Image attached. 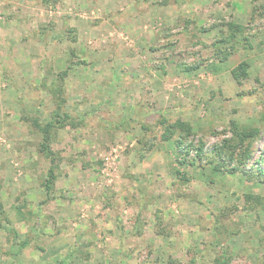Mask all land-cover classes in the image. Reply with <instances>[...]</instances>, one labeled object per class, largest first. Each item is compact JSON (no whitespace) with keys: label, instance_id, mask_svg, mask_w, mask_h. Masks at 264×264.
Returning a JSON list of instances; mask_svg holds the SVG:
<instances>
[{"label":"rangeland","instance_id":"obj_1","mask_svg":"<svg viewBox=\"0 0 264 264\" xmlns=\"http://www.w3.org/2000/svg\"><path fill=\"white\" fill-rule=\"evenodd\" d=\"M59 81L70 117L44 156L21 116L48 120ZM231 121L259 127L264 167V0H0V264H262L264 186L195 154Z\"/></svg>","mask_w":264,"mask_h":264},{"label":"trees","instance_id":"obj_2","mask_svg":"<svg viewBox=\"0 0 264 264\" xmlns=\"http://www.w3.org/2000/svg\"><path fill=\"white\" fill-rule=\"evenodd\" d=\"M228 27L232 30V34L229 35L228 38H223L217 40L214 45L217 46L219 44L222 50L217 49V51L221 54L219 56L220 61H224L228 58L230 54H232L233 46H225L227 42L230 40L235 42L236 32L241 31L242 27L239 24H235L230 22ZM229 50V51H228ZM217 52V53H218ZM216 53V52H215ZM187 71L192 70L195 67H186ZM66 75V71H63ZM247 74V63L245 61L240 62L235 68L231 70V75L233 79H241L245 77ZM61 81L64 78H60ZM56 88L51 90V100L54 103L55 107L50 111V118L46 121H42L41 118L37 115L35 116H28L22 115L23 121L30 122V125L33 126V130L41 136V141L38 145V151L41 152L44 156H48L51 154V150L49 149L50 142L53 138H55L56 130L64 126V122L66 119H69L70 114L68 111L64 110L66 107L65 98L62 97V83L59 81L58 83L54 84ZM56 100V102H54ZM176 127L179 131L184 132L185 134L190 133L189 125L177 121L172 125L166 127L165 131L162 134L163 141H169L173 138V134L176 131ZM56 128V129H55ZM230 132L231 136L222 139L220 142L212 144L209 151L206 153L204 151V143H199L196 147V157L199 160L204 159V164L211 167V170L220 173L221 175L224 174H240L242 176V186H249V184H261L264 186V167L261 166L262 157L255 159L253 162V144L256 138L258 137V133L260 131L259 127L257 126H250V125H239L238 123L231 121L230 122ZM183 135L174 139L173 145L176 151V155L178 158H182L180 163L188 162L189 165H194V158L190 159L187 158L189 155L188 147H191L190 144L184 147ZM186 157V158H185ZM198 166L200 162H197ZM203 164V165H204ZM200 165L199 167H201ZM179 173V171H177ZM47 179L45 180V188L46 191L50 189V184L54 179L53 169H50L47 174ZM241 186V187H242ZM244 202H250L252 206H258L260 202L259 194H256L252 191L246 192L243 195ZM20 206H16V214L20 212ZM4 213V208L2 202H0V227L2 226L3 217L1 216ZM2 217V218H1ZM216 227V225H215ZM9 229V228H7ZM11 230V229H10ZM227 256L221 255L214 259L212 264H227ZM264 264V262H262Z\"/></svg>","mask_w":264,"mask_h":264}]
</instances>
